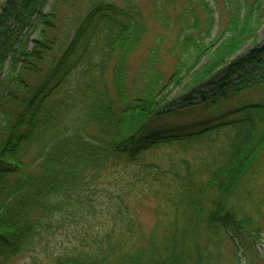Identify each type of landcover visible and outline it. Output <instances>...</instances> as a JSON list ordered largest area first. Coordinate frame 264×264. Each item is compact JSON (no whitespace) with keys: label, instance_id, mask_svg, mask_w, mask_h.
<instances>
[{"label":"trees","instance_id":"16d2710c","mask_svg":"<svg viewBox=\"0 0 264 264\" xmlns=\"http://www.w3.org/2000/svg\"><path fill=\"white\" fill-rule=\"evenodd\" d=\"M77 1L82 10L62 18L59 3L70 0L48 13L17 8L14 30L0 32V264L33 252L66 209L89 206L76 194L108 175L129 193L112 215L118 228L89 233L86 251L77 245L34 264H223L224 238L239 264L264 233V0H224L229 22L216 37L209 0H188L178 14L175 0H153V20L177 28L175 70L162 71L157 45L133 77L131 58L151 29L141 0ZM250 42L254 49L233 60ZM183 80L187 105L222 93L235 117L151 135ZM252 92L257 98H246ZM133 193L158 203L148 237L132 214Z\"/></svg>","mask_w":264,"mask_h":264},{"label":"rangeland","instance_id":"374dc122","mask_svg":"<svg viewBox=\"0 0 264 264\" xmlns=\"http://www.w3.org/2000/svg\"><path fill=\"white\" fill-rule=\"evenodd\" d=\"M12 1L13 0H0V32H4L8 29L14 30L17 20H15L13 15H9V13H14L17 8L26 12V6L30 4L37 8V12L43 10L44 13H48L52 10L57 0H15V3H12ZM209 2L216 19L213 31V35L216 37L220 32V28L226 27L229 22V17L224 0H209ZM80 3L81 2L77 0H70L69 3H59L61 11L60 17L62 18L63 13L66 15H74V13L81 11ZM175 4L176 6L172 7V14H178L181 10H184V7L188 4V0H175ZM141 5L146 16L149 18L151 29L142 48L131 58L130 74L133 77L135 73L139 71V67L148 56L149 51L158 45L163 57L162 71L170 76L175 70L176 59L172 56L170 51L176 45V38L178 35L177 28L166 30L165 25L160 26L153 20V0H141ZM37 16V13L33 16L32 21L34 23H37ZM28 31L29 27L24 30L20 38L22 39ZM39 33V31H35L30 34L31 38L38 37ZM10 34L11 31L8 32L7 37L10 36ZM259 41L260 46L264 47V23L259 31ZM253 49L254 45L251 42L246 44L237 55H235L233 60L246 56L247 53L249 54ZM8 64L9 61L5 63L4 71L8 69ZM257 76H259V74ZM237 77L238 76H235V78ZM171 88L172 92L166 101L171 105L165 109L167 112H171L160 116L151 124L150 133L153 136H181L195 133L206 127L217 124L223 118H227L230 114L227 116L226 111H233V106L229 103L230 101H224L220 97H212L208 100L199 102L201 100V95H196L195 97L198 98L196 99L197 101H194L196 104L187 105L185 98H181V95L186 92L185 88H188L186 80L178 84H173ZM210 90H208L207 93H209ZM245 94L246 98H257L258 93L252 92V94ZM231 102H233V100ZM230 116L233 118L235 117L234 114ZM105 177L107 178H103V180L94 184L90 191H87L86 186L76 194V198L81 197L91 202L89 206L82 205V209H77L76 211L73 209H66L62 216V221L59 222L57 217L54 218L51 231H44L45 240L39 244V246L36 245L33 252L14 257L7 264H34L35 260L43 262L45 258L47 259L48 255L57 252H72L74 249L72 251L70 249L77 245L78 247H76V250L86 251L88 250L86 247V240L91 239L89 233L104 235L111 232L113 228H118V223L115 224L113 222L114 218L112 215H119L118 206L121 203L119 195L128 197L127 195L129 193L125 190L126 188L123 187L120 178L111 175ZM132 197H135V199H129L132 214H135L134 216H136L135 218L139 222L141 232L148 237L157 224L158 203L150 194L139 196L133 193ZM58 214L59 216L61 215L60 213ZM71 214H75V216H72V218H76L75 221H72ZM64 218L65 220H63ZM262 224L264 226V220H262ZM222 244L223 264H235L237 260L236 252H238L236 246L227 238H224ZM247 244L248 247L244 250L245 252L241 254V262L239 261L238 263L264 264V233L261 234L260 237H256L254 242Z\"/></svg>","mask_w":264,"mask_h":264},{"label":"bare ground","instance_id":"6f19581e","mask_svg":"<svg viewBox=\"0 0 264 264\" xmlns=\"http://www.w3.org/2000/svg\"><path fill=\"white\" fill-rule=\"evenodd\" d=\"M215 97H217V96H215ZM220 97H221V98H224V95H222V93H221Z\"/></svg>","mask_w":264,"mask_h":264}]
</instances>
